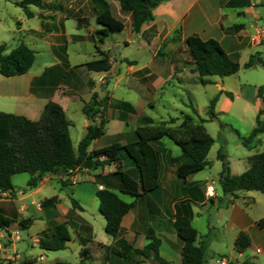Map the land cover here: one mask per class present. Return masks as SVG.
Segmentation results:
<instances>
[{"label": "crops", "instance_id": "1", "mask_svg": "<svg viewBox=\"0 0 264 264\" xmlns=\"http://www.w3.org/2000/svg\"><path fill=\"white\" fill-rule=\"evenodd\" d=\"M222 1L223 0H168L158 5L152 11L154 16L153 21L142 25L138 34H134L131 31L130 14L121 12L118 2L116 3V1H114L113 4L109 3L113 16L122 20L124 23V29H128L130 31V36H133L135 40H137L135 50L138 52L145 51L149 54L148 60L142 61V63L138 61V56L133 59H126L120 56L118 64L125 65V73L122 75L123 77L119 76L120 81H122L124 77H129V79L132 78V82H134V76L136 74L139 75L141 72L147 71L143 75V78L137 79L139 87L142 79L144 81L147 77H151V87L157 90L158 88L161 89L162 85H164L166 81L174 78V73H176V71H178V76L181 75L182 78H185L186 76L183 74L185 71L183 69L180 70L179 68H176L177 66L175 61L180 59L179 55L176 56V60L174 62L166 60L169 62L168 64L170 68L166 72V76H161L159 72L160 66H163V63L166 62H157L156 57L158 51L157 49L154 50L150 48L154 46L157 41H163L166 38L171 37L174 30L178 28L181 30V43L191 35H197L203 40L212 38L220 43L226 53L235 56H238V52L241 49L250 47L248 38L253 36V31L250 32V29L247 30L246 25L243 23H228L226 25L225 19L228 14L224 12V10L227 9L221 7L220 5ZM259 2L260 0H252V6L244 9L243 12L247 15L249 11L248 9H253V6L258 5ZM237 13L238 12L235 14L237 15ZM42 24H46L44 19L41 20L40 26L35 31L32 29L24 30L20 22H15L17 33L25 32L30 35L32 39L35 37L33 39L34 41H38L46 46L48 52L54 55L52 63L50 65H42L37 71H33L31 67L27 73L21 76H0V112L23 116L29 120L36 121L40 118L45 105L48 102H53L58 104L63 109L66 118L71 122V124H73V121L70 117H68V113L73 114L75 111L79 112L82 114L83 118L81 120L80 133L77 136L76 148H73L75 153L77 152L78 143L86 133L87 127L90 125H99L101 121H103L104 135L90 143L87 148V153L98 150L112 143L117 142L123 145L126 142L134 141V132L139 126H141V118L143 117L138 113L137 109L138 106L142 104V101H144L143 98H138V105L131 104L128 101L121 99L117 100L116 103H113V107H111L113 102L112 96H109V94L108 96H105L104 94L105 91H108L109 83L105 87L104 84L106 82V78H109L110 71L107 73H96L99 74V77L95 83V81L89 77V73L94 72H88L84 67L74 68L76 66H82L88 62H80L72 65L69 61V55L66 54L69 62L68 67L66 68L62 65L60 58L56 55V50L68 40L74 43L83 41V39L72 41L71 36H82L77 34L67 36L63 32L64 29L62 30L59 21L57 23L58 28L53 27L52 31L47 36H42L45 31ZM234 25H243V27L236 28V30H240L236 34H232L230 29L234 28ZM228 32H230V34H226ZM161 36L162 38L160 40ZM131 41V37L125 39L123 41L124 47H129L132 44ZM4 46V54H8L14 48L7 47L6 45ZM103 46L104 51L110 56V44L105 41ZM112 47L117 49V54H120L119 42L113 43ZM250 48L256 47L253 46ZM167 53L171 55L174 53V50L171 49ZM112 61L113 58L110 56L111 68L115 63V61ZM54 66H58L59 68L48 70ZM62 71L67 73L66 79L69 78L67 81L65 79L63 82L62 79H60ZM117 72H119V74L121 73V69L118 65ZM215 85H217V88L220 89L219 96L214 107L216 116L225 113V110L223 111L220 108V101H223L230 106L233 103L234 97L232 93L225 90V87L221 86V84ZM98 88L100 89V94L97 92ZM112 88L114 89L115 86H112ZM130 88H134L136 90L134 85ZM254 89L257 97L258 87L256 86ZM226 93L231 94L232 98L230 100L227 98L223 99V97H226ZM93 95H95L98 100L102 101V106L100 107L99 113L96 117L90 121L84 116L82 108L85 104H89L91 102ZM259 100V104L256 107L257 115L263 108L262 99L260 98ZM256 117L255 125L251 131L256 126ZM260 119L264 121V115H261ZM249 134H247V136ZM163 145L166 149V154H164L161 158L160 188L157 191L147 194L137 200L129 197L131 199L129 202L123 201L116 193L115 194L125 203H134L132 209L122 217L120 223L123 230V237L126 242L135 249H142L148 243L146 239L147 232L152 230L154 235L160 240V257L169 264H171V262H177V264H179L181 262L182 242L175 234L172 225L174 218L176 215H189L191 225L193 226L192 205H204V199L206 198L205 188L210 183L215 186V183L219 180L221 171L216 177L207 174L201 177V179H196L195 173L188 176L184 181L179 180L175 173L176 165L170 163L169 157L178 158L181 155V151L180 155L173 156L171 150L166 146V144L163 143ZM244 148L247 153L244 154V157H242L240 161L238 159V163L243 160V163H240L241 166H238V163L232 164L228 155L224 154L232 175H240L245 172L249 168L248 159L252 155L260 153V151L252 153L256 149V146ZM216 159H218L217 156ZM102 160H104V157L99 159V161ZM121 165L122 170H127L129 168V164L122 163ZM233 166H235L237 170L241 171H233ZM96 168H99V173H92L91 171L94 169L86 170L85 168H82L74 170L65 178L60 176H47L35 189H27L25 184V187L17 192L19 196L16 200H11L12 203L8 204L6 208L0 207V214L3 216L11 217L13 220L18 219L19 222L20 220L30 219V223H28L26 228L22 227L20 223H18L21 228L17 229V238L19 239V243L23 241L19 232L21 230H25L26 236L24 239L30 240L31 244L37 246L39 249V252L33 253V248H29L31 246H28L27 254L26 256H23L27 259V263L77 264L80 260L79 252L82 249L80 240L90 238V242L86 245L90 249L92 256L89 264H94L93 259L96 256H101L103 258V264H110V261H108L105 256V248L111 246L113 239L104 232V227V234H99V236H97L93 225L81 216L85 212L87 206H94L96 204L97 199L95 198V190H101L104 188L103 178L110 176L117 170V166L115 164ZM83 177L88 178V180H86V183H88L87 188H81L79 185L82 182H77V179H81ZM67 178H69L71 182L67 183L66 187H62L60 180ZM108 183L111 184L112 191L117 190V182L115 180L109 179ZM92 185L94 188L91 187ZM194 185L197 186L194 187ZM54 186L59 187V190H65V193H58ZM72 190H74L73 193ZM49 191L53 193H49ZM15 193L16 192L13 191L9 195L14 196ZM46 193L49 195H46ZM256 193L258 192H238L235 197H230L233 199V203L229 204L228 207H225L226 210L230 209V220L234 225V235L232 237L233 248L234 241L240 231L248 234L251 243L256 242L255 239L257 238L262 241L264 240V228L261 229L257 226V221L264 216V195ZM54 196L56 197V202L53 205H41L42 202ZM70 198H75L76 202L81 207V210L73 211V216L70 220L71 227H69V234L70 232H73V235L70 234V241L65 244L64 250L56 252H76L78 256L75 258L76 261L74 263H69L68 261L62 259V254H53L56 252L43 251L38 245L40 238L47 237L51 234V227L53 223H66L67 215L72 212ZM215 201L216 200H213V204ZM35 224H38V226L33 229ZM32 230H34L33 234H31ZM199 241L201 240L198 234L196 244ZM74 242L78 244L76 249L74 248ZM261 251L262 249H260V253H263V251ZM141 261L143 264H157L151 258L141 259ZM112 264H120V262L112 260Z\"/></svg>", "mask_w": 264, "mask_h": 264}, {"label": "trees", "instance_id": "2", "mask_svg": "<svg viewBox=\"0 0 264 264\" xmlns=\"http://www.w3.org/2000/svg\"><path fill=\"white\" fill-rule=\"evenodd\" d=\"M94 12V20L101 28L94 31L90 40L98 53V58L82 66L88 72L107 73L111 69L110 56L101 51L98 43L103 44L112 33L124 30L122 20L113 16L108 0H89ZM118 2L121 12L130 14L131 31L138 34L142 25L153 21L152 11L160 4L168 0H114ZM222 6L226 9L236 10L242 15L243 9L252 5V0H223ZM24 12L27 18H32L34 13L30 6L42 9L43 0H20L14 3ZM259 6L264 7V0H260ZM61 9V8H60ZM41 17V16H40ZM43 20V18H42ZM84 19H77V27L84 25ZM42 27L44 25L42 24ZM240 28L241 25H234ZM48 32L50 29L44 27ZM174 33L181 34L180 28ZM83 39L79 36H71L72 41ZM66 43V42H65ZM64 43V44H65ZM188 53L192 59V73H197L199 84L208 85L207 77L225 78L238 72L240 65L237 56L224 51L220 43L215 39L203 40L197 35H191L184 40ZM62 44L59 48H63ZM66 46V45H65ZM5 46L0 45V76L14 77L27 73L35 60V52L24 43H19L8 54H4ZM62 65L68 67L66 53L60 57ZM255 65L264 68V61L259 55H250L244 63L245 69ZM54 66L48 70L58 69ZM77 68V67H76ZM65 72H61L60 79ZM264 85L258 87L257 96L262 99L263 108L256 117V126L246 137H240L242 143L248 148L251 141L264 135V122L260 119L264 115ZM218 96L209 101L207 115L216 118L214 107ZM226 96L231 99L230 93ZM126 105V104H125ZM102 101L95 95L91 102L82 108L84 116L92 121L99 113ZM128 106V105H127ZM196 119L189 115H183L180 123L174 125L175 120L162 121L154 124L146 117L141 118L139 126L134 134L135 139L125 144L112 143L98 150L87 153L90 143L104 135L103 121L99 125L87 127L84 137L80 140L75 153L69 135L71 122L66 118L63 109L56 103L48 102L38 120L32 121L23 116L0 112V195L11 194L14 190L11 177L15 174L27 173V189H35L47 176L67 177L76 169H82L87 159L92 160L93 167H104L111 164L117 166V170L108 177H104V188L95 190V198L98 201V212L104 218V232L113 239L111 246L106 249V257L110 264L112 260L129 264H143L141 259H153L157 264H169L159 255L160 240L152 230L146 234L147 245L142 249H135L126 242L123 230L120 226L122 217L127 214L134 203H125L112 191L109 179L117 182V190L125 196L135 200L153 193L160 188L161 158L166 154L162 140L167 139L174 143L181 151L178 158L169 157L171 164L176 165V176L184 181L188 176L210 167L207 160L208 152L214 140L207 133L203 122L194 109ZM104 157V160L99 161ZM222 162V170L219 176V184L222 188V198L235 197L238 192L256 191L264 195V144L260 153L252 155L249 159V168L240 175L230 173L227 162L223 161L221 154L217 155ZM122 163L129 164L127 170H122ZM61 186L66 187L67 181L60 180ZM197 185H194L196 187ZM56 197L42 202V206L53 205ZM72 212L67 215L66 223L54 224L51 234L40 238L38 245L43 251H62L65 244L70 241L69 227L74 210H81L75 199L70 198ZM14 220L0 214V229H7ZM24 228L30 223V219L20 220ZM175 234L182 242L181 263L203 264L206 252V244L199 241L196 244L198 233L191 225L189 215H176L173 222ZM259 228H264V216L257 221ZM90 238L80 240L82 249L79 252L80 260L77 264H89L92 259L90 249L86 246ZM250 238L247 233L240 231L234 241V249L241 253L250 246ZM111 259V260H110ZM0 259V264H1ZM66 264V263H57Z\"/></svg>", "mask_w": 264, "mask_h": 264}, {"label": "rangeland", "instance_id": "3", "mask_svg": "<svg viewBox=\"0 0 264 264\" xmlns=\"http://www.w3.org/2000/svg\"><path fill=\"white\" fill-rule=\"evenodd\" d=\"M17 1L20 0H0V45H6L7 47H14L18 43L28 45L30 49L35 51V62L32 66L33 71H37L42 65H50L54 55L48 52L45 45L38 41H34L33 39L35 37L32 39V37L25 32L17 33L15 22H20L24 30L32 29L36 31L43 18L46 21L44 27L52 31L53 27L58 28L57 23L59 21L62 30L64 29L63 32L67 36L77 34L83 38V41L75 43L68 40L63 48L57 49L56 55L59 58L66 53L69 55V61L72 65L80 62H89L98 58V53L93 42L90 40V35L92 36L94 31L101 27L95 23L92 4L89 0H43L44 7L41 10L30 6V10L34 13L32 18H27L22 9L14 4ZM108 2L113 4L114 0H108ZM220 5L223 7L222 3ZM248 10L247 15L243 11L242 15L238 13L236 15L235 13L238 12L236 10H224V12L228 14L225 19V24H245L247 30L250 29V32L253 31V36L248 38L249 46H254L256 48L245 47L238 52L237 61L240 68L237 73L225 78L215 76L207 77L205 80H207L209 84L205 86L199 84L198 74H194L191 71L192 59L185 43H181V34L178 38V35L173 32L171 37L163 41H157L154 46L150 47L158 51L156 57L157 62H166L163 63V66H160L159 72L161 76H166V72L170 68L169 62L167 61L171 60L174 62L177 55L180 56V59L175 61L176 68L180 70L183 69L185 71L183 74L186 76L182 78L181 75H177L178 71H176V73H174V78L166 81L161 89L158 88L157 90L151 87V77H147L144 81L142 79L139 87L137 79L143 78V75L147 71L141 72L139 75L136 74L134 76V82H132V78L129 79V77H124L122 81H120L119 76L123 77L122 75L125 73V65L118 64L120 56L126 59H133L138 56L137 59L141 63L142 61H147L149 58L148 52H138L135 50L137 40H135L133 36H130V31L124 29L119 33H112L106 38L107 43L110 44L111 47L110 56L113 58V61H115L110 70L109 78H106L104 84L105 87L109 83L108 91H105L104 94L105 96H108V94L112 96L113 102L111 107H113V103L121 99L131 104L138 105V98L142 97L144 101L138 106V113L143 117L151 119L154 124L172 119L175 120L174 125H178L185 114H189L196 119L194 109L199 117L204 120L203 125L209 136L214 140V145L210 148L207 156V160L211 162L210 167L197 172L195 174L196 179H201V177L207 174L213 175L214 177L217 176L222 169L221 161L216 159L218 154H221L223 157L224 154L228 155L230 162L234 164L238 163V159L240 161V159L244 157V154L247 153L244 148L246 146L242 143L240 137L247 136L255 125V117L257 115L256 107L259 104L260 98L258 96V98L256 97L254 87L264 85L263 66L255 65L248 69L243 67L249 55H259L264 61V7L254 5L253 9ZM78 18L85 20H83L84 25L81 28L77 27ZM242 27L243 25H241L240 28ZM230 30L232 34H236L240 29L236 30V28H231ZM49 33L50 32L45 30L42 36H47ZM226 34H230V32ZM130 37L132 44L129 47H124L123 41ZM161 38L162 36L160 40ZM115 42H119L120 54H117V49L112 47ZM98 47L101 51H104L103 44L98 43ZM171 49L174 50V53L170 55L167 52ZM67 63L69 64L68 59ZM117 65L121 69L120 74L117 72ZM76 67L78 68V66ZM89 74V77L96 83L99 74ZM66 77L67 73H64L62 78L63 82ZM131 84L136 87V90L130 88L133 86ZM215 84H221V86L225 87V90L231 92L234 100L230 106L220 101V108L223 111L225 110V113L216 115V118H210L207 115L209 101L213 97L219 95L220 91ZM112 86H115V88L113 89ZM97 92L100 94L99 88ZM224 98L230 100L227 96L223 97V99ZM68 117L73 121L72 126L69 127V135L73 148H76L77 136L80 133L83 116L75 111L73 114L68 113ZM162 143L166 144L173 156L180 155V150L174 143L167 139L162 140ZM263 144V135L253 139L249 146H256V149L252 153L261 152ZM223 161L226 162L225 157ZM240 163H243V160L238 163V166H241ZM232 169L235 172L241 171L237 170L235 166H233ZM91 172L99 173L100 171L99 168H96ZM28 178L29 176L27 173L15 174L11 177V184L16 193L14 196L1 194V208H6L8 204L12 203L11 200H16L18 198L19 195L17 192L25 187ZM62 180H66L67 183L71 182L69 178ZM86 180H88L87 177L77 179V182H82L79 185L81 188H87L88 183H86ZM54 187L58 193H65V190H59L57 186ZM91 187L94 188L93 185ZM73 191L74 190H72V193ZM113 192L123 201H131L128 196L122 195L118 190H113ZM49 193L53 192L49 191ZM46 195L49 194L46 193ZM218 198V195L209 200L205 198L203 206L192 205L193 226L196 228L200 240L207 246L203 264H220L221 262L225 264H264V240L255 239L256 242L251 243V248L249 246L241 253L233 248L232 237L234 235V225L230 220V209L226 210L225 208L233 203V199L230 198V196L223 200H219ZM213 200H216L214 204ZM15 203L18 204L17 202ZM81 216L93 225L97 236H99V234H104V218L98 212L97 200L94 206H87L85 212ZM18 223L19 220L15 219L12 225L8 227L10 229H0L1 264H30L27 263V259L23 257L27 254L28 246H31L29 248H33V253L39 252L37 246L32 245L30 240L24 239L26 236L25 230L19 232L23 238V241L19 243L17 229L21 227ZM37 226L38 224H35L33 229ZM33 231L34 230L31 231V234L34 233ZM70 234L73 235V232H70ZM73 244L76 249L78 244L76 242ZM257 248L262 249L263 253H256L255 249ZM53 254H62V259L69 263H74L76 261L75 258L78 256L74 251H65L63 253L56 252ZM93 263L103 264L104 260L101 256H96L93 259ZM171 264H177V262H171ZM179 264H181V262Z\"/></svg>", "mask_w": 264, "mask_h": 264}, {"label": "built area", "instance_id": "4", "mask_svg": "<svg viewBox=\"0 0 264 264\" xmlns=\"http://www.w3.org/2000/svg\"><path fill=\"white\" fill-rule=\"evenodd\" d=\"M216 195L217 193L215 186L212 183L208 184L205 188V197L209 200L216 197ZM256 253H260V249H256ZM220 264H225V263L221 262Z\"/></svg>", "mask_w": 264, "mask_h": 264}, {"label": "water", "instance_id": "5", "mask_svg": "<svg viewBox=\"0 0 264 264\" xmlns=\"http://www.w3.org/2000/svg\"><path fill=\"white\" fill-rule=\"evenodd\" d=\"M92 167H93V164H92L91 159H87L83 164V168H85L86 170H90V169H92ZM215 188H216L218 197L222 198L223 192H222V188L218 182L215 183Z\"/></svg>", "mask_w": 264, "mask_h": 264}]
</instances>
